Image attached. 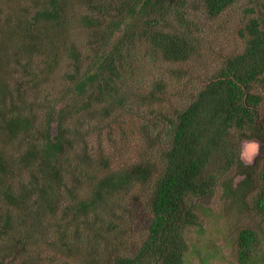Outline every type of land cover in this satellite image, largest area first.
Returning <instances> with one entry per match:
<instances>
[{
	"label": "trees",
	"instance_id": "obj_1",
	"mask_svg": "<svg viewBox=\"0 0 264 264\" xmlns=\"http://www.w3.org/2000/svg\"><path fill=\"white\" fill-rule=\"evenodd\" d=\"M237 1L201 0L198 6L208 17H215ZM66 3H41L31 25L55 21ZM81 3L91 10L88 0ZM189 4V0H126L101 29L98 19L83 17L86 25H96L88 36L98 35L101 41L102 53L94 65H90L89 50L81 52L73 42L66 48L65 41L53 43L54 51L45 54L46 72L52 73L63 61L71 67L67 77L73 103L67 112L57 110L56 96H69V91L54 96L36 91L47 81L40 69L29 71L25 65L24 75L17 72L10 77L0 62V264L35 263L29 250L45 241L56 249L54 259L46 264H70L72 258L83 264H193L194 260L210 264L220 258L222 250L204 241L201 218L211 215L204 200L217 190L222 210H233L252 222L237 230L235 264H264V124L258 120L264 116L260 113L264 96L255 85L264 84V16L249 17L238 32L243 40L241 51L227 56L187 105L159 116L166 123L160 133L141 128L146 142L135 143L141 151L138 159L113 169L101 142L93 149L87 145L92 134L107 127L106 120L113 127L132 112L128 106L131 86L120 80L126 69L119 71L125 60L127 72L134 66L124 39L135 47L138 41L147 42L155 60L161 62H186L198 56V38L191 30L196 25L186 13ZM8 5L7 0H0V16L7 10L12 11L9 16L14 15L15 8ZM249 5L246 11L256 13L254 7H264V0H249ZM96 10L101 15L110 12L106 6ZM170 16L176 23L172 26ZM112 29L119 36L109 44ZM14 34L4 36L8 43L2 42L9 46L6 58L20 68L24 49L10 42ZM0 35L4 34L0 31ZM59 77L62 81L66 73ZM155 87L159 89L138 96L141 106L157 98L162 85ZM119 127L122 138L129 137V129L135 130L129 122L127 130ZM242 139L259 142V170L242 162ZM238 175L241 178L235 181ZM135 185L146 192L141 202L139 193L118 201L123 191ZM52 195L57 196L58 205L44 209ZM136 202L146 216L143 232L129 246L120 245L122 241L116 244V224L102 223L117 219L118 209L126 214L124 205ZM20 229H30L35 238L30 240ZM99 255L103 257L97 260Z\"/></svg>",
	"mask_w": 264,
	"mask_h": 264
},
{
	"label": "rangeland",
	"instance_id": "obj_2",
	"mask_svg": "<svg viewBox=\"0 0 264 264\" xmlns=\"http://www.w3.org/2000/svg\"><path fill=\"white\" fill-rule=\"evenodd\" d=\"M7 2L9 3L8 6L15 8V12L12 13L14 15L9 16L12 11L7 10L0 16V31L1 34H4L3 36L0 35V62L2 66L5 67V71L8 72V76L10 77L13 76V74H17V72H21V74L24 75L26 73L25 65L28 66L27 69H29V71L40 69L42 76L47 81L43 82L42 86L37 87L36 91H39L43 95L44 91H49L51 96L59 95L63 90L69 91L71 87L67 77L71 72V67H67L64 61L61 62L60 66L54 69L52 73L46 72L47 60L45 54H51L54 51L52 47L53 43L58 45L61 44L62 41H65L64 48H66L73 42L76 49L80 47L81 52L89 50L91 52L90 65H94L102 53V46H100L101 41L98 35L90 34L88 36L91 28L96 27V25H86L83 21V17L93 20L98 19L99 22H102V26L98 25L97 27L101 29V27L104 28V26L109 23V18H113L116 15L118 6L126 4V0L120 3L117 0H88V4L91 6V10H89L86 4L82 5L81 0H67L66 8L55 21L45 23V21L41 20L35 25H31L40 4L42 3L46 6L47 0H7ZM189 3V6L186 8V13L188 18L196 25V27L193 26L191 30L196 39L198 38L197 45L199 50L196 53L198 56L186 62H161L155 60L156 57L152 54L153 52L149 48L147 42L138 41L135 47L130 40L124 39V42H126L124 45L127 47L126 52L134 66L130 69V73L127 72V68L129 67L125 60V66L123 68L119 67V71L123 72L124 69H126L123 75L121 73L122 78L120 80L124 81L126 85L131 86L130 90L132 93L128 100V106L132 109V112L127 115L125 114V117L122 118L123 121L120 120V123L117 121H115V123H118L127 130V122H129L135 130L131 132L129 129V137L122 138L119 133V125L111 127L108 123V119L105 123L107 127L97 130L98 133L96 135L92 134L87 139V145L91 149H93L96 144L99 146L98 142L102 143L103 148L105 147V154L109 159L113 160V169L129 164L133 161L134 157V159H138L137 156H141V151L135 147V143L139 144L141 142H146L141 136V128L148 127L149 130L152 129L151 133H160V129H164L166 123L165 120H161L159 116L162 114L166 116L171 115L177 109L187 105L189 100L193 99V95L201 88L202 84L206 82L205 80H207L210 75L215 74L225 58L236 51H241L243 48V40L240 38L238 32L244 27L249 17H254L258 14L264 16V7L255 6L254 10L258 13L246 11V9L250 7L249 0H238L233 6L227 8L220 15L215 17H208L203 13L202 8L198 6L201 0H189ZM105 6L110 10L109 14H98L99 10H96V8ZM142 20L143 18L139 19L135 25H138ZM168 22H170V26L176 24L172 16L168 18ZM170 26L168 27L170 28ZM197 28H199V31H197ZM12 32H15L13 35L15 37L12 38L10 42L14 40L16 44H19L24 49L23 54L20 56V68L17 62L13 63L11 59L9 60L6 58V56H8L6 48L9 46L2 42L5 40L8 43L5 38ZM99 33L100 30H98L97 34ZM110 34L111 39L109 44L115 41L119 36V32L112 29ZM108 48L109 47H106V49ZM14 70L16 71L13 72ZM61 73H66V78H63L62 81H60L61 78L59 77ZM156 84L162 85L160 93L157 92V98L154 99L156 101L152 100L153 102H151V105L146 104L141 106L139 103L140 101H138V96L144 95L150 89L158 90L159 87H155ZM255 85L261 92V95L264 96V84L256 83ZM126 88L128 87L126 86ZM124 94L128 95L130 93L124 91ZM69 96H56L58 98L57 110L62 109L64 112L69 111L68 108H70L73 103L71 99L73 98V93L70 91ZM262 104H264V102ZM135 107L137 108V112H134ZM260 113L264 114V110H260ZM69 117L74 119L73 114L70 115L69 113ZM258 120L261 125L264 124V116L260 115ZM123 122H125L126 125L123 124ZM122 129L123 128H121V130ZM252 142L259 144L255 139H242L239 144L240 152L243 147ZM261 156V153L258 151V153L254 155L251 163H248L241 155L240 158L245 164L253 165L255 170H259L260 165L256 162V159ZM261 158L264 159V157ZM240 178V175L236 176L235 181ZM140 189L139 185H135L131 187L129 191H123L118 197V201L121 202L124 198L128 200L129 197L127 195L139 193L138 197L141 202V200H143V194L145 195L146 192ZM58 193H61V190H59ZM220 195V190H217L215 196L204 200L205 205L209 207L211 212L209 217L203 215L201 218L202 226L206 230L204 241H212L219 245L222 250V257L220 256L219 259L210 260V264H235V235L237 230L240 226L245 224L250 225L252 222L250 219L238 215L233 210L232 212L222 210L223 201L220 199ZM58 203L59 200L57 196L52 195L50 198L46 199V207H44V209L50 206H57ZM109 205H111V203ZM124 206L126 214L118 209L117 219L107 218L102 224L105 225L106 222H109L108 225L115 223L117 226L115 230H118L116 234H119L115 243L117 241H122L120 245L129 246L130 241L137 238L140 232H143L146 216H143V207L138 202H136V204ZM221 210L222 216L218 217L216 221V217ZM104 218H106V215ZM24 232L30 235V240L35 238L31 235L30 229H20L21 234H24ZM194 233L195 231L190 229L192 238H195ZM27 243L29 248L28 239ZM50 244L51 243L45 241V243L35 246L33 250L30 248L29 253L36 257V259L33 260L35 261L33 264H46L56 255V249ZM100 256L103 257L99 255L97 260ZM72 259L73 261H71L70 264H83L81 260H76V258ZM13 264H17V261ZM98 264L103 263L99 262ZM104 264H106V261ZM193 264H198L197 260H194Z\"/></svg>",
	"mask_w": 264,
	"mask_h": 264
},
{
	"label": "clouds",
	"instance_id": "obj_3",
	"mask_svg": "<svg viewBox=\"0 0 264 264\" xmlns=\"http://www.w3.org/2000/svg\"><path fill=\"white\" fill-rule=\"evenodd\" d=\"M259 151V144L257 143H248L240 152V155L243 159H245L248 163H251L254 155Z\"/></svg>",
	"mask_w": 264,
	"mask_h": 264
}]
</instances>
